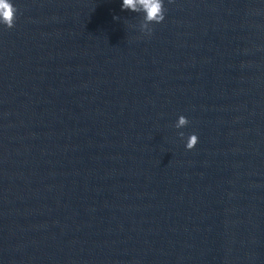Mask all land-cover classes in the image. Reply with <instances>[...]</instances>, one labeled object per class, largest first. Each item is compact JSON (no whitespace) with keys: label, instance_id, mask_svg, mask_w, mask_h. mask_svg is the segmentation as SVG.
<instances>
[{"label":"water","instance_id":"1","mask_svg":"<svg viewBox=\"0 0 264 264\" xmlns=\"http://www.w3.org/2000/svg\"><path fill=\"white\" fill-rule=\"evenodd\" d=\"M11 2L0 264H252L264 0Z\"/></svg>","mask_w":264,"mask_h":264},{"label":"clouds","instance_id":"2","mask_svg":"<svg viewBox=\"0 0 264 264\" xmlns=\"http://www.w3.org/2000/svg\"><path fill=\"white\" fill-rule=\"evenodd\" d=\"M121 8L122 10L128 9L133 12H143L144 23L141 25V32L146 35H151L153 31L151 25L162 22L166 12L163 0H122ZM16 19L17 8L11 0H0V24H3L6 28H12L15 26ZM114 19H118V17H114ZM188 123L189 121L184 115H179L174 127L179 129ZM178 135L183 137L184 133L179 132ZM197 143L198 136L195 133H191L187 137L185 148L191 150Z\"/></svg>","mask_w":264,"mask_h":264}]
</instances>
